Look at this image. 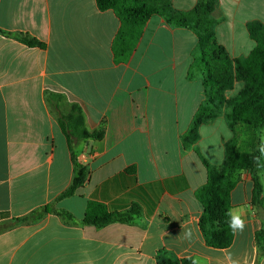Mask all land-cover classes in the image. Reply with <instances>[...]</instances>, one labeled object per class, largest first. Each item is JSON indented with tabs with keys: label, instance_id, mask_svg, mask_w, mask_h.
<instances>
[{
	"label": "crops",
	"instance_id": "0c3cea01",
	"mask_svg": "<svg viewBox=\"0 0 264 264\" xmlns=\"http://www.w3.org/2000/svg\"><path fill=\"white\" fill-rule=\"evenodd\" d=\"M141 1L187 12L200 0ZM219 1L214 8L225 12L210 40L200 43L193 31L153 16L124 60L114 51L121 21L113 11H100L96 0H0V225L47 206L79 220L90 202L110 212L134 203L142 208L133 225L102 229L71 225L54 213L20 223L0 234V264H264V234L257 237L264 206H254L250 173L234 177L231 212L245 227L235 232L232 246L209 247L199 227L198 191L209 178L204 161L222 170L234 136L226 113L244 84L234 67L258 46L251 27L264 28L259 0ZM232 5L242 16L230 18ZM225 24L233 29L219 33ZM6 33L30 35L45 48ZM209 41L225 50L230 67L209 87L223 113L189 136L207 99L204 75L195 78L192 69L199 52L206 57ZM208 61L220 64L216 56ZM74 106L83 128L105 130L103 140L64 131L62 121L78 128L70 119ZM72 152L91 173L73 196L61 198L74 178Z\"/></svg>",
	"mask_w": 264,
	"mask_h": 264
},
{
	"label": "trees",
	"instance_id": "16d2710c",
	"mask_svg": "<svg viewBox=\"0 0 264 264\" xmlns=\"http://www.w3.org/2000/svg\"><path fill=\"white\" fill-rule=\"evenodd\" d=\"M100 11H113L121 21V30L116 38L114 51L119 58L127 60L140 39L144 27L153 16H159L169 25L193 31L200 43L210 40L220 24L211 18L216 6V0H200L197 6L190 11L182 12L172 8H160L149 5L141 0H96ZM259 30V31H258ZM264 28L253 26L251 32L258 46L243 60L240 61L238 70L242 79L247 81V98L241 97L230 101L226 119L235 132L227 148V162L219 170L207 164L208 182L198 191V198L203 205V213L199 227L207 245L213 249L225 250L232 246L235 232L229 227L232 211V192L237 184L235 176L241 172L250 173L254 181V206H264V185L261 172L264 165V42L258 35ZM22 44L32 48H45V45L27 34H9ZM212 46H217L216 44ZM219 47V46H218ZM220 48V47H219ZM221 49V48H220ZM204 63H208L204 59ZM208 68V65H207ZM211 76L204 78L206 88V101L200 106L196 115L194 128L189 136L194 135L195 129L205 120L212 119L222 114V108L212 98L209 87ZM249 90V91H248ZM78 128L73 129L65 125L72 137L79 140L101 141L105 137V130L90 132L84 127V117L78 107H73L72 116ZM71 136L67 134L72 146ZM188 136V137H189ZM197 140V136H195ZM74 161V178L70 188L61 195V198L73 196L82 188L90 177L91 170L88 166L77 161L72 152ZM264 208V207H263ZM54 213L71 225L93 226L97 229L105 228L111 224L120 223L133 225L142 217V208L134 203L130 209L122 212H110L104 204L90 202L83 219L79 220L71 213L55 210L53 206L44 207L31 215L0 225V234L12 230L20 223H38L47 214ZM264 234L262 230L258 238ZM261 245V242H260ZM173 264H195L191 260L175 261Z\"/></svg>",
	"mask_w": 264,
	"mask_h": 264
},
{
	"label": "rangeland",
	"instance_id": "374dc122",
	"mask_svg": "<svg viewBox=\"0 0 264 264\" xmlns=\"http://www.w3.org/2000/svg\"><path fill=\"white\" fill-rule=\"evenodd\" d=\"M259 1H260L259 15H260V18H264V0H259ZM219 2H220L219 0H216V3H217L218 6H219ZM152 6H154V5H152ZM156 7H158V6H156ZM221 12H225V8L223 10V9H220L218 7L212 13L211 18L216 20V21H219L217 16H220ZM226 12L229 13L230 18L233 17L232 16L233 14H236V16L238 14V18H239V16H242V14L238 13V11H237V13H235L236 11H235V6L234 5H232L230 7V9H228V11L226 10ZM230 18H229V20H230ZM235 24L236 25L234 26V28L236 30H240L241 29L240 22L235 21ZM227 28L233 29L231 24H225V25L221 26V28H218L219 33H223ZM258 37L261 40H263V42H264V31H260V34L258 35ZM224 40H225V38H221L220 39V43H224L225 44ZM237 43H238V41H237ZM211 45H213V43H211V41H209V43L204 48L205 49V55H206L207 58L201 52H199L200 53L198 55L199 56V60L197 61V63L194 66V68L192 69V74H193V76L195 78L202 77L203 75H204V78H208L209 75H210L211 78H212L211 83H213V82L219 81L220 77L222 76L221 73H225V72L229 71L230 67H229V64H228V58L225 56V53H226L225 50L223 48L220 49L217 44H216L217 46H211ZM226 45L230 46V50L233 49V42L232 41L228 42ZM211 56L212 57L216 56L220 60V64H214L213 66H211V64H209L208 68H207V64L204 63V59L208 61ZM223 61L226 62L224 64L226 66L225 68L222 66L223 65V63H222ZM238 67H239V65H235V67H234L235 70H234L233 74H234V76H237L238 80L240 81V80H242V75H241V72H239ZM243 81H244L243 89L241 88L242 90H240L239 97H241L242 94H243L242 97L243 98L244 97L247 98L248 92L246 93V90L248 88V83L244 79H243ZM211 83L209 84L210 86L212 85ZM219 106L222 107L221 105H219ZM262 140L264 141V131H263V134H262ZM261 175H264V165H263V170L261 172ZM263 185H264V180H263Z\"/></svg>",
	"mask_w": 264,
	"mask_h": 264
},
{
	"label": "clouds",
	"instance_id": "9594fccd",
	"mask_svg": "<svg viewBox=\"0 0 264 264\" xmlns=\"http://www.w3.org/2000/svg\"><path fill=\"white\" fill-rule=\"evenodd\" d=\"M228 215L230 216L229 220V227L233 232L236 231H243L245 227V222L241 218L239 213L233 214L232 212H229Z\"/></svg>",
	"mask_w": 264,
	"mask_h": 264
},
{
	"label": "water",
	"instance_id": "95a60500",
	"mask_svg": "<svg viewBox=\"0 0 264 264\" xmlns=\"http://www.w3.org/2000/svg\"><path fill=\"white\" fill-rule=\"evenodd\" d=\"M87 146H90V148H92V143H88Z\"/></svg>",
	"mask_w": 264,
	"mask_h": 264
}]
</instances>
